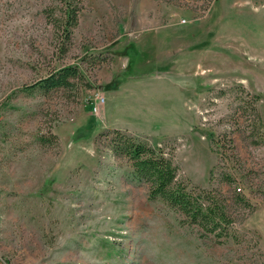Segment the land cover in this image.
Wrapping results in <instances>:
<instances>
[{"label": "rangeland", "instance_id": "374dc122", "mask_svg": "<svg viewBox=\"0 0 264 264\" xmlns=\"http://www.w3.org/2000/svg\"><path fill=\"white\" fill-rule=\"evenodd\" d=\"M81 1L65 46L52 22L63 0H0V264H264V145L251 137L264 124V0ZM69 65L83 74L71 87L25 90ZM113 129L217 189L230 236L200 238L150 201L97 141Z\"/></svg>", "mask_w": 264, "mask_h": 264}, {"label": "trees", "instance_id": "16d2710c", "mask_svg": "<svg viewBox=\"0 0 264 264\" xmlns=\"http://www.w3.org/2000/svg\"><path fill=\"white\" fill-rule=\"evenodd\" d=\"M63 1L61 15L53 17L52 22L57 26L66 46L70 44L73 29L78 25L82 1ZM65 46L64 49L67 48ZM82 75L77 66H64L48 73L30 87H25V90L36 89L47 95L52 91L71 87L73 81L78 80ZM253 111L255 114L256 108ZM257 121L262 122L259 115ZM251 137L253 144L264 145V124L257 126V123H254L251 127ZM102 139L107 141V147L115 157L127 160L134 177L139 182L148 184L150 201L161 200L182 216L180 224L197 228L200 238L213 235L221 240L230 236L236 221L229 211V205L221 198L217 189H199L179 179V168L174 161L173 151L166 153L163 149L150 145L146 140L131 136L119 129L101 133L97 141ZM41 142L50 143L51 139L43 138ZM229 178L227 174L222 175V181L230 182ZM233 198L237 204L247 210L248 214L253 212L254 207L244 195L235 193ZM245 218L238 222H242Z\"/></svg>", "mask_w": 264, "mask_h": 264}, {"label": "built area", "instance_id": "2783aa9c", "mask_svg": "<svg viewBox=\"0 0 264 264\" xmlns=\"http://www.w3.org/2000/svg\"><path fill=\"white\" fill-rule=\"evenodd\" d=\"M97 99H98V102L92 106V111L94 113H98L100 105L105 102V98L102 95H98Z\"/></svg>", "mask_w": 264, "mask_h": 264}]
</instances>
